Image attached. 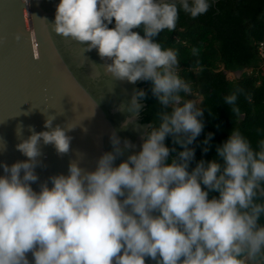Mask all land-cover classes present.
<instances>
[{
  "label": "clouds",
  "instance_id": "clouds-1",
  "mask_svg": "<svg viewBox=\"0 0 264 264\" xmlns=\"http://www.w3.org/2000/svg\"><path fill=\"white\" fill-rule=\"evenodd\" d=\"M210 7L211 0H59L55 33L110 59L106 71L114 80L150 81L158 103L171 111L160 114L141 150L119 165L124 149L113 135L114 150L94 170L73 161L67 175L51 177L52 186L45 182L39 191L32 184L39 179L41 140L62 155L72 138L52 127V117L44 125L50 130L33 131L17 144L28 159L3 164L0 264H30L28 252L35 264H146L148 257H159L157 264H249L264 251V204L255 203L264 182V141L255 151L233 130L216 149L219 160H201L190 172L195 149L188 145L205 127L203 109L181 96L191 89L176 71L177 52L155 41L163 30H175L181 9L196 18ZM145 96L139 90L118 108L131 113L121 130L139 118ZM236 101V94L225 98L239 114ZM169 136L184 148L171 163ZM130 146L126 141L125 148ZM213 192L218 196L210 198Z\"/></svg>",
  "mask_w": 264,
  "mask_h": 264
},
{
  "label": "water",
  "instance_id": "water-1",
  "mask_svg": "<svg viewBox=\"0 0 264 264\" xmlns=\"http://www.w3.org/2000/svg\"><path fill=\"white\" fill-rule=\"evenodd\" d=\"M28 1L0 0V176L5 174L4 163L28 159L16 145L33 131L50 130L44 125L54 117L52 127L65 129L72 138L70 151L58 154L41 140L35 168L39 179L32 184L39 191L45 182L52 186L51 177L67 175L73 161L86 171L94 170L97 160L114 150L113 135L124 149L116 161L119 165L141 150L152 124L143 120L144 98L139 118L126 131L121 125L131 113L118 111L122 104H130L146 81L114 80L106 71L110 59L101 58L96 49L83 51L85 44L55 33L59 0ZM258 190L264 195L261 183ZM26 255L35 264L32 252ZM158 259L148 257L146 264H157Z\"/></svg>",
  "mask_w": 264,
  "mask_h": 264
},
{
  "label": "trees",
  "instance_id": "trees-1",
  "mask_svg": "<svg viewBox=\"0 0 264 264\" xmlns=\"http://www.w3.org/2000/svg\"><path fill=\"white\" fill-rule=\"evenodd\" d=\"M262 40L264 0H211L209 10L196 18L181 9L175 30L165 29L155 38L163 48L178 54L176 71L191 89L188 94L181 93L183 100L192 101L203 109L200 119L205 127L188 145L195 149V158L189 164L190 172L201 160H219L216 149L233 130H238L255 151L260 150L264 141V61L258 44ZM193 49L198 54L194 55ZM238 71H242L241 75ZM144 84L147 106L143 120L158 126L160 114L171 108L165 109L158 103L150 81ZM232 94L237 95L239 114L232 112L233 106L225 103V98ZM209 133L214 135L205 144ZM165 143L175 149L170 151L168 163L179 161V153L184 148L174 144L172 136ZM205 148H208L207 152ZM261 184L264 187V182ZM212 196H218V193H210V198ZM255 203L264 204V195L258 189ZM259 224L264 226V214ZM261 258L264 259V251L255 259Z\"/></svg>",
  "mask_w": 264,
  "mask_h": 264
},
{
  "label": "built area",
  "instance_id": "built-area-1",
  "mask_svg": "<svg viewBox=\"0 0 264 264\" xmlns=\"http://www.w3.org/2000/svg\"><path fill=\"white\" fill-rule=\"evenodd\" d=\"M258 49H259V52H260L261 56L264 58V40L259 42Z\"/></svg>",
  "mask_w": 264,
  "mask_h": 264
},
{
  "label": "flooded vegetation",
  "instance_id": "flooded-vegetation-1",
  "mask_svg": "<svg viewBox=\"0 0 264 264\" xmlns=\"http://www.w3.org/2000/svg\"><path fill=\"white\" fill-rule=\"evenodd\" d=\"M254 262H260L261 264H264V259H255V260H252V261H249V264H253Z\"/></svg>",
  "mask_w": 264,
  "mask_h": 264
},
{
  "label": "rangeland",
  "instance_id": "rangeland-1",
  "mask_svg": "<svg viewBox=\"0 0 264 264\" xmlns=\"http://www.w3.org/2000/svg\"><path fill=\"white\" fill-rule=\"evenodd\" d=\"M197 101V100H196ZM253 264H261L260 262H254Z\"/></svg>",
  "mask_w": 264,
  "mask_h": 264
}]
</instances>
